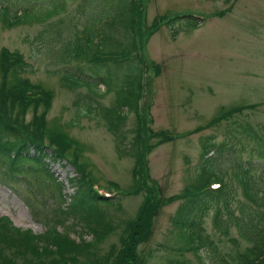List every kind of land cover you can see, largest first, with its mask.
I'll return each instance as SVG.
<instances>
[{"label":"rangeland","instance_id":"rangeland-1","mask_svg":"<svg viewBox=\"0 0 264 264\" xmlns=\"http://www.w3.org/2000/svg\"><path fill=\"white\" fill-rule=\"evenodd\" d=\"M140 2L139 52L149 77L140 105L141 118L146 111L143 104H151L153 129L182 134L156 145L146 156L150 178L169 197L189 185L205 164L214 174H223L230 191L229 209L238 215L240 204L246 201L234 174L264 192V0ZM109 4L110 0H0V7H6L9 16L26 9L36 18L9 27L0 21V49L22 53L29 66L20 75L53 93L47 128L63 131L80 142L84 152L79 160L90 164L91 177L100 191L116 194L108 183L123 189L132 184L134 158L126 153L134 141L136 118L133 111L124 110L125 118L114 133L100 116H95V109L114 105V91L121 87L126 68L116 69L113 89L105 92L99 78L107 74V67L90 68L86 61L75 58L76 40L84 39L86 27L94 22L100 36L105 35L104 29L114 38L98 41L100 37L95 36V47L99 44L108 51L125 41L118 26L111 30L107 25ZM184 11L202 14L205 20L189 29H184V19L164 24L176 12ZM48 13L52 15L45 18ZM79 80L84 85H69ZM239 106L243 107L241 111L229 114ZM202 142L210 144L203 156ZM48 166L54 180L44 174L0 180V216L9 217L13 225L34 234L54 228L73 240L90 241L95 223L91 217L97 214L101 216L99 230L105 232L109 227V231L92 253L104 254L112 244L118 247L123 227L139 208L144 191L116 194L112 203H98L95 211L69 215L63 211L72 205L76 189L71 180L77 172L65 159H53ZM177 205V201L164 205L154 217L150 238L137 246V264H171L175 260L200 264L199 257L203 264H223V260L230 262L236 252L249 246L239 238L233 224L229 225L228 236L222 235L213 226L211 210L203 218V234L212 241V248L205 246L198 254L179 250L186 238H181L173 225ZM226 217L223 209L222 220ZM230 238L238 240V245Z\"/></svg>","mask_w":264,"mask_h":264},{"label":"trees","instance_id":"trees-1","mask_svg":"<svg viewBox=\"0 0 264 264\" xmlns=\"http://www.w3.org/2000/svg\"><path fill=\"white\" fill-rule=\"evenodd\" d=\"M139 4L137 0H110L106 9L110 14V22L107 25L112 27L111 30L119 27V32L125 39L120 41L119 47L116 43V47L108 51H103L99 44L95 47L93 43L95 36L100 37L98 41L114 40L104 29L105 35L100 36L95 31V22L86 27L87 35L83 37L84 39L79 38L75 43L77 60L86 61L90 68L107 67V74L99 78V83L105 86V92L113 89L111 82L116 69L122 66L126 68L121 87L114 91V105L95 109V116H100L108 129L114 133L124 120L125 111H133L136 118L134 141L126 153L134 158L131 169L132 184L122 194L137 195L144 191V196L134 216L123 227L120 245L116 247L112 244L104 254L92 253L96 243L109 231V227L104 229L105 232L99 230L101 225H98V220H101V216L97 214L91 217L95 223L90 232L92 235L90 241L83 238L73 240L68 234L59 233L54 228L48 233L34 234L30 229L13 225L8 217L2 216L0 264H137L138 244L150 238L154 217L164 205L174 201H177L178 205L172 218L173 225L177 228L179 236L186 238L179 250H189L198 254L205 246L212 248V241L203 234V218L213 210V226L222 235L228 236L229 225L233 224L239 238L249 244L236 252V256L230 258V262L227 259L223 260V264H264V192L260 189L255 190L247 178L238 173L234 174L241 184L246 201L240 204L238 215L229 209L230 191L222 178L223 174L215 175L205 164L189 185L180 193L169 197H165L156 180L150 178L147 154L156 145L169 141L172 137L163 130L150 128L149 121L146 120V111L142 113L143 119L141 118L140 101L145 91V83H143L144 60L139 52L141 50L139 37L141 39L142 34L137 25L141 22ZM109 14L107 13V16ZM51 15L48 13L45 18ZM27 18L36 19L26 9L20 14L15 11L9 16L8 9L0 7V21L5 27L20 24ZM176 18H183L187 28H197L202 22V18L191 15L176 16L168 21H174ZM27 66L29 64L19 51H10L6 48L0 50V180L2 182L17 180L23 174L30 176L44 174L48 179L54 180L49 163L53 159H65L74 167L77 175L71 180L76 189L72 205L70 203L63 212L77 215L81 210L95 211L98 203H112L114 196L98 192L95 188L96 180L91 177L89 164L79 160L84 151L80 142L71 139L63 131L47 128L46 115L51 106L53 93L51 90H45L39 83H33L20 75ZM69 85L79 87L84 84L79 80ZM149 106L150 104H143V109L148 110ZM242 109L241 106L232 108L229 114ZM91 110L89 109V112ZM28 114H31L30 119L27 118ZM221 116L222 114L216 121ZM152 138L155 139L153 143L150 142ZM201 145L203 156L210 144L202 142ZM120 148L116 146L117 151L123 153ZM212 181L218 182L219 187L211 188ZM110 185L119 190V185L112 183ZM89 201L90 203H87ZM223 209L227 215L224 220ZM230 240L238 245V240L234 238ZM199 261L203 264L200 257ZM171 264L186 263L184 260H175ZM214 264H218L217 261Z\"/></svg>","mask_w":264,"mask_h":264}]
</instances>
